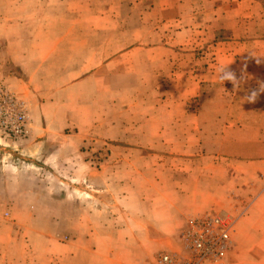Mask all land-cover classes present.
<instances>
[{
    "label": "crops",
    "instance_id": "1",
    "mask_svg": "<svg viewBox=\"0 0 264 264\" xmlns=\"http://www.w3.org/2000/svg\"><path fill=\"white\" fill-rule=\"evenodd\" d=\"M0 76L30 121L12 143L17 159L0 154V203L22 195L29 158L68 187L63 203L79 204L70 240L42 264H135L121 254L135 250L132 236L140 250H176L187 217L209 211L234 220L228 264H264V0H0ZM216 89L228 107L247 108L221 120L257 140L247 155L200 151L204 120L182 108ZM8 140L0 132V146ZM100 143L103 163L85 148ZM96 218L112 223L84 227ZM246 248L258 252L250 262Z\"/></svg>",
    "mask_w": 264,
    "mask_h": 264
},
{
    "label": "rangeland",
    "instance_id": "2",
    "mask_svg": "<svg viewBox=\"0 0 264 264\" xmlns=\"http://www.w3.org/2000/svg\"><path fill=\"white\" fill-rule=\"evenodd\" d=\"M122 22L124 27L130 28L128 27V21L126 19ZM204 95L200 97L198 102H193V107L188 105L182 108L183 113L185 111L186 113H190L192 109H197L198 114L204 120V122H200V151L205 156H210L211 159H213V154L220 155V157L237 158V153L243 151L244 155H247L245 151L254 149L253 143L257 142V140L252 137H247L243 131H239L238 129H228L230 124L221 121L224 114L230 112L238 113L239 111L246 112L247 108H239L237 106L228 107L225 104L226 101L223 98L224 93L221 89L206 91ZM168 109L170 110L172 108L169 107ZM175 109L178 113L179 110L177 108ZM244 125L242 124V127ZM14 141L9 139L7 143L10 144L0 146L2 150L0 153L2 162L12 164L17 159L15 154H18L19 149L15 148L12 144ZM85 148L93 150L92 157L94 161L96 152H98L102 163L108 158L109 149L106 144L100 143V145H91ZM244 155L242 157H245ZM208 161L211 160L208 159ZM22 163L24 164L22 171V195H17L16 200L14 198L12 201H9L10 197L8 195V201L0 203V256L9 261L10 263L8 264H18L26 261L29 263L30 260L42 264L49 257L50 252H48V249L53 247L54 242L65 243L70 240L68 231L72 228L74 222L78 223V220H69L68 215L70 213L77 215L79 213V204L74 201L72 203H63V193L68 187L64 183L54 180L52 175L47 174L46 171H34L32 169L34 166L32 165L35 163L32 159H23ZM53 183L58 184V186L52 187ZM71 191L76 193L72 189ZM30 192H34L35 197H40L44 201H34L35 199L30 197ZM48 193L55 194L57 201L53 203L46 202ZM91 206H94V204H91ZM217 212L221 213V211ZM82 221L84 227L99 226L97 229L100 233L103 230L100 224L102 226H108L112 223L111 218L84 219ZM236 232L237 229L236 231L234 229L232 234V248L220 264H228V258L235 250ZM107 237L102 234L93 236L87 234L86 236L89 239L88 241L94 244L104 243ZM131 238L136 240L135 250H126L121 254L124 259L133 260L135 264H150L156 254L162 251L161 249L140 250L137 245L141 242L142 236L135 235ZM54 247H56L55 244ZM175 247L178 249V244L176 246L172 245L169 248L174 249ZM101 252L104 251L98 250L94 252L93 250H88L85 252L87 253L86 258H90L91 253L98 254ZM257 253L246 248L242 252V258L244 261L250 262ZM261 262L264 263L263 260Z\"/></svg>",
    "mask_w": 264,
    "mask_h": 264
},
{
    "label": "built area",
    "instance_id": "3",
    "mask_svg": "<svg viewBox=\"0 0 264 264\" xmlns=\"http://www.w3.org/2000/svg\"><path fill=\"white\" fill-rule=\"evenodd\" d=\"M29 129L25 100L0 76V132L18 141L28 136ZM95 162H102L98 152ZM233 231L234 221L220 212L190 214L181 230L180 247L160 251L150 264H220L232 248Z\"/></svg>",
    "mask_w": 264,
    "mask_h": 264
},
{
    "label": "clouds",
    "instance_id": "4",
    "mask_svg": "<svg viewBox=\"0 0 264 264\" xmlns=\"http://www.w3.org/2000/svg\"><path fill=\"white\" fill-rule=\"evenodd\" d=\"M229 78H234V76H231L230 74V77ZM257 93L256 92H253L247 99H248V102L250 103H253L255 102V97H256Z\"/></svg>",
    "mask_w": 264,
    "mask_h": 264
}]
</instances>
